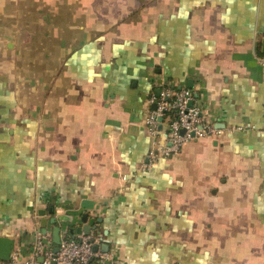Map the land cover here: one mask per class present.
<instances>
[{"label":"crops","instance_id":"1","mask_svg":"<svg viewBox=\"0 0 264 264\" xmlns=\"http://www.w3.org/2000/svg\"><path fill=\"white\" fill-rule=\"evenodd\" d=\"M46 1L72 20L45 88L14 79L27 0H0V235L13 253L40 259L41 219L79 208L102 217L91 233L109 257L91 264H264V0ZM190 80L221 134L143 167L150 93Z\"/></svg>","mask_w":264,"mask_h":264},{"label":"built area","instance_id":"2","mask_svg":"<svg viewBox=\"0 0 264 264\" xmlns=\"http://www.w3.org/2000/svg\"><path fill=\"white\" fill-rule=\"evenodd\" d=\"M258 60L264 66V55L258 54ZM159 88V93L153 90L148 97L156 106L150 107L143 118L153 137V148L143 162L146 168L155 165L161 157L180 151L191 140L222 132L204 115L201 98L193 87L161 82ZM36 249L38 254L43 252L41 240ZM108 257L95 248L92 233L81 232L62 237L54 259L56 264H91L93 261L104 262ZM52 258V252H48L43 261L36 256L23 260L13 253L8 260L0 259V264H50Z\"/></svg>","mask_w":264,"mask_h":264},{"label":"rangeland","instance_id":"3","mask_svg":"<svg viewBox=\"0 0 264 264\" xmlns=\"http://www.w3.org/2000/svg\"><path fill=\"white\" fill-rule=\"evenodd\" d=\"M73 9L76 5H72ZM69 6L65 2H48L46 0H27L26 32L11 35L17 51L19 66L14 68V79L27 81L37 80L46 87L53 82V61L61 54L59 44L68 36L59 28L65 27L72 20L67 15ZM57 11L58 17L53 16ZM59 27V28H58ZM60 30V32H57ZM19 71V74H18ZM20 71L22 73H20ZM24 76V77H23ZM38 83V82H37Z\"/></svg>","mask_w":264,"mask_h":264},{"label":"water","instance_id":"4","mask_svg":"<svg viewBox=\"0 0 264 264\" xmlns=\"http://www.w3.org/2000/svg\"><path fill=\"white\" fill-rule=\"evenodd\" d=\"M189 86L193 87V81L190 80ZM157 93L160 92V88L155 89ZM154 103L152 107H155ZM162 125H160L161 127ZM184 132V129L182 130ZM95 202L93 200L85 199L82 201L81 206L85 208H93ZM79 209V208H78ZM78 209L71 214H57L55 210L50 211V215L41 219V226L35 231L36 237L42 236L43 254L40 260L43 261L48 252H52L53 258L50 264H56L54 257L59 249V244L62 239V231L64 225L62 222H69L67 225V231L72 234L75 233H91L96 228V221H100L102 217L89 218V211H78ZM46 210L41 214H45ZM51 234V235H50ZM97 245H95V248ZM13 253V238L10 236L0 235V259L8 260Z\"/></svg>","mask_w":264,"mask_h":264}]
</instances>
